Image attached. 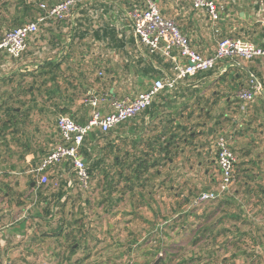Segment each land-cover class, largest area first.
<instances>
[{
    "label": "crops",
    "instance_id": "1",
    "mask_svg": "<svg viewBox=\"0 0 264 264\" xmlns=\"http://www.w3.org/2000/svg\"><path fill=\"white\" fill-rule=\"evenodd\" d=\"M155 1L204 57L227 37L264 48V0H214L222 14L217 25L205 10H195L191 0ZM134 5L132 0H91L73 21L42 26L20 59L0 64L1 264L17 256L14 248L19 244L47 239L49 225L54 226V215L44 214L46 206L39 204L35 171L61 142L58 117L67 115L86 125L92 112L88 98H134L156 79L176 75L173 61L138 44L129 18ZM251 76L262 89L242 110L239 93L249 88ZM101 111L106 113L108 105ZM218 135L227 137L236 153V180L232 194L212 204L218 202L226 213L238 203L239 214L212 227L223 228L225 239L244 249L253 245L224 256L223 264L230 259L264 264V58L225 61L213 71L181 80L137 117L106 135L94 131L85 140L82 156L89 167L100 161L92 177L102 183L98 192L105 193L109 180L115 210L132 214L149 207L168 187L175 201L186 205L200 191L215 189ZM47 176L45 186L50 185L54 195L61 186L65 197L79 189L72 186L75 177L67 163L52 167ZM132 222L127 220L126 226ZM31 253H23V258L29 260Z\"/></svg>",
    "mask_w": 264,
    "mask_h": 264
},
{
    "label": "rangeland",
    "instance_id": "2",
    "mask_svg": "<svg viewBox=\"0 0 264 264\" xmlns=\"http://www.w3.org/2000/svg\"><path fill=\"white\" fill-rule=\"evenodd\" d=\"M63 1L0 0V39L5 32L31 22L41 4ZM44 186L36 195L42 194L39 204L46 206L44 214L54 215V226L48 227V240L16 246L18 254L10 259L12 264H223L224 256L230 257L239 248L245 251L253 246L249 244L244 249L237 242L231 243L222 235L223 228L212 227L229 215H238V203L226 213L218 202L196 208L193 201L187 205L176 202L168 187L152 198L149 207L128 214L115 210V201L112 203L109 195V180L103 194L98 192L102 183L93 178L90 191L76 189L65 197L69 205L62 209L64 201L60 203L53 197L48 189L50 185ZM200 192L193 200L203 193ZM51 206L53 212L46 210ZM127 220L133 221L131 225L126 226ZM75 221L77 225L73 224ZM60 227L64 231L58 232ZM199 228L198 235H194ZM74 243H77L76 252L72 255L70 247ZM36 245L39 247L32 249ZM28 251L32 257L26 260L23 253ZM238 262L230 259L226 264Z\"/></svg>",
    "mask_w": 264,
    "mask_h": 264
},
{
    "label": "built area",
    "instance_id": "3",
    "mask_svg": "<svg viewBox=\"0 0 264 264\" xmlns=\"http://www.w3.org/2000/svg\"><path fill=\"white\" fill-rule=\"evenodd\" d=\"M90 1L65 0L54 5L41 4L35 20L4 34L0 40V64L4 59H20L28 51L30 40L40 32L42 26L49 22L62 24L73 21ZM132 1L135 5L129 18L138 44L148 49L151 54L161 52L164 57L173 61L176 75L156 79L149 90L134 98L120 99L110 94L88 98L86 103L92 107V112L86 125L78 124L70 116H59L57 127L61 142L41 161L35 171L39 189L49 183L47 173L52 167L67 163L75 177L72 186L76 184L80 191L89 192L92 178L89 174V164L82 156V149L86 138L94 131L108 134L113 128L149 109L166 89H175L181 80L188 77L213 71L222 62H249L264 58V48L251 41L232 37L219 39L214 53L204 57L193 49L190 38L182 33L177 22L163 15L155 0ZM191 1L195 10H205L209 14L214 25L222 20L221 11L214 0ZM261 89L259 81L251 76L249 88L239 93L243 103L242 110H246L255 101ZM102 105H108L106 113L101 111ZM214 147L219 168L217 186L193 200L192 204L196 208L223 199L235 183L237 156L227 137L218 135Z\"/></svg>",
    "mask_w": 264,
    "mask_h": 264
},
{
    "label": "trees",
    "instance_id": "4",
    "mask_svg": "<svg viewBox=\"0 0 264 264\" xmlns=\"http://www.w3.org/2000/svg\"><path fill=\"white\" fill-rule=\"evenodd\" d=\"M152 107V106H151ZM150 107V108H151ZM148 110V109H147ZM103 135H106V134H103ZM86 155H88V153H85ZM98 168H100V161L99 162H95V163H92V164H90V167H89V174H90V176H91V178L94 176V172L95 171H97V169ZM108 176H109V173L106 171L105 172V178H108ZM49 188V187H48ZM39 196H42V194L40 193L39 194ZM66 196V194L65 193H63V188H62V186H61V188H59L58 189V192H57V195H53V197L57 200V201H61V200H63V198ZM67 199V198H66ZM64 206V205H63ZM48 214V213H47ZM73 224H75V225H77V222L75 221V222H73ZM62 231H64V229H63V227L61 228H59V231L58 232H62ZM73 233V232H72ZM70 238V237H69ZM74 240H77V239H75V238H73ZM76 245H77V243H74L73 245H71V247H70V249H71V251H72V255H74L75 254V252H76Z\"/></svg>",
    "mask_w": 264,
    "mask_h": 264
},
{
    "label": "flooded vegetation",
    "instance_id": "5",
    "mask_svg": "<svg viewBox=\"0 0 264 264\" xmlns=\"http://www.w3.org/2000/svg\"><path fill=\"white\" fill-rule=\"evenodd\" d=\"M235 180H236V178H235Z\"/></svg>",
    "mask_w": 264,
    "mask_h": 264
}]
</instances>
